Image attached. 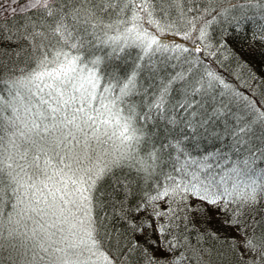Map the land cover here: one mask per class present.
<instances>
[{
	"label": "snow or ice",
	"instance_id": "1",
	"mask_svg": "<svg viewBox=\"0 0 264 264\" xmlns=\"http://www.w3.org/2000/svg\"><path fill=\"white\" fill-rule=\"evenodd\" d=\"M5 2L22 23L0 22V41L18 49L9 65L0 64V84L7 89L0 94V209L12 208L0 211V264H124L128 249H119L116 258L102 250L91 211L97 182L123 164L153 189H142L141 202L130 210L146 217L135 216L139 222L131 223L132 231L145 243L152 233L150 248L163 253L147 254L146 264H211L204 250L190 247L184 237L190 227L211 222L209 209L236 233L226 240L228 264H264V104L241 93L235 95L245 101L242 106L212 103L217 86H231L211 70L190 78L195 61L145 103L149 92L137 91L136 71L125 81L108 79L100 67L104 57L95 54L103 47L116 53L135 45L140 60L157 53L179 60L189 49L166 42L165 35L193 40L198 32L205 41L218 17L236 26L255 22L248 8L258 10L253 39L264 44V0H227V6L197 8L200 15L191 19L181 9L183 32L166 20L163 5L171 6L170 0ZM235 9L239 14H232ZM13 58L26 62L27 70L10 66ZM177 82L183 83L184 99L170 110L167 97ZM177 110L187 116L172 115ZM159 121L167 131L153 139L147 125ZM198 136L212 137L215 150L194 155L190 149L199 147ZM129 194L135 193L126 189Z\"/></svg>",
	"mask_w": 264,
	"mask_h": 264
},
{
	"label": "trees",
	"instance_id": "2",
	"mask_svg": "<svg viewBox=\"0 0 264 264\" xmlns=\"http://www.w3.org/2000/svg\"><path fill=\"white\" fill-rule=\"evenodd\" d=\"M153 2L156 3L158 0H153ZM232 2L246 3V0H232ZM170 4L171 6L168 4L163 5L169 13L166 20L176 22L177 28L183 32L187 28L180 20L181 9L186 13V18L191 19L200 15V12L196 11L197 8L202 10L206 7L227 6V0H170ZM177 4H179L178 7ZM189 8H192L193 11L189 12ZM239 11V9H235L232 14L237 15ZM246 11L249 16L256 18L255 22L247 21L240 26H236L228 24L218 17V22L211 24L207 29V40L201 41L197 36V32L193 33V41L190 40L189 45L186 46L189 51L181 55L179 60L175 58L173 53H157L150 60L148 57L140 60L138 57L142 52L135 45L126 47L123 52L117 51L116 53L112 52L111 47L95 50L96 55L104 57V61L100 66L102 74L108 79L115 78L119 81H125L133 71H136L137 91L143 96L144 90L148 89L149 95L144 98L145 103H147L151 99V95L155 94L163 84H166L176 71H187L189 64L195 61L189 73L190 78L193 76L202 77L206 70H211L220 75L225 83L231 86L230 90L224 89L222 85L217 86L213 92L216 99L212 103L233 101L231 106H242L245 101L235 95V93H241L249 100L256 102L257 106H260L264 104V44L256 43L253 39V36L258 33L257 25L260 23L258 10L248 8ZM129 16L130 12L126 11L123 18L128 19ZM20 17V13L10 14L1 17L0 22L11 27L14 24L22 23ZM157 18L160 17L157 16ZM205 18L210 19L208 16H205ZM200 26V24H197V28ZM109 34L117 35L115 32ZM173 37H176V39L182 38V36L167 34L163 39L168 41ZM205 44H210L211 47L199 53L194 51L195 47L203 48ZM0 50L7 52V55L0 54V64L5 65L10 64L9 57L12 56V53L18 51L5 41H0ZM208 52L215 54L209 56ZM138 64L140 65L139 68H137ZM173 65L176 67L174 68ZM10 66L14 68L18 66L25 70L28 67L26 62L21 61L19 58H13ZM15 74L19 75L18 72ZM8 76L9 73L6 72L4 78L7 79ZM6 91L7 89L0 84V94H6ZM221 92H224L225 95L221 96ZM183 99V83L177 82L171 85L167 97L169 109L171 110V106L176 105ZM137 102H139V99ZM199 111L200 109H197V112ZM172 115L183 118L187 116V113H180L177 110L172 112ZM188 119L193 120V123H195L194 118L188 117ZM147 127L153 131V139H162L167 131L164 128L163 121L156 124L149 122ZM197 139L199 147L190 149L194 155L214 151L218 144L210 136L206 139L198 136ZM143 147L141 145L142 149ZM141 155H146V153L142 151ZM165 171L171 172V169L167 168ZM164 179V176H160V181ZM126 189L135 194L125 196ZM142 189L153 192V189L147 187L135 171L130 170L127 164H123L114 167L112 171L100 179L92 192L93 219L98 230V238L102 241V250L109 256L116 258L120 256L119 249H128L123 256L124 264H146L145 257L149 253H154L157 256L163 255V253L150 248V242L155 239L152 233H147L149 243H145V237L132 231L130 227L131 223L139 222L134 219L135 216L139 215L140 219H146L142 213L135 214L130 211L135 208L137 203L141 202ZM0 211L7 214L12 212V208L6 205ZM208 216L211 222L208 224L198 223L194 228L190 227L184 233L185 240L190 247L204 250L206 262L211 260V264H228L232 261V256L228 252L226 240L231 236H235L236 233L233 229L223 226L217 217V213L211 209L208 211ZM137 241L139 247H134ZM142 249H148L149 252H143ZM161 264H163V261Z\"/></svg>",
	"mask_w": 264,
	"mask_h": 264
},
{
	"label": "rangeland",
	"instance_id": "3",
	"mask_svg": "<svg viewBox=\"0 0 264 264\" xmlns=\"http://www.w3.org/2000/svg\"><path fill=\"white\" fill-rule=\"evenodd\" d=\"M12 7H15L16 5H11ZM9 3L5 2V0H0V11H2V15H0V18L1 17H4V16H8L11 14V12L9 11ZM196 36V35H195ZM197 36H199V33L197 32ZM180 37V36H179ZM194 37V35H193ZM181 38V37H180ZM180 38H177L176 37H173V39H169L168 41L166 42H169V43H172V42H175V43H181L183 44L185 47L189 45V42L190 40H184V39H180ZM193 41V40H192ZM191 41V42H192ZM109 149L111 150V145H109ZM37 179H43V177H38ZM92 211V210H91ZM92 217H93V211H92Z\"/></svg>",
	"mask_w": 264,
	"mask_h": 264
}]
</instances>
